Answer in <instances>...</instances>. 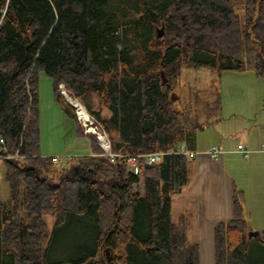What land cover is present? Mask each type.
<instances>
[{
	"label": "trees",
	"instance_id": "obj_1",
	"mask_svg": "<svg viewBox=\"0 0 264 264\" xmlns=\"http://www.w3.org/2000/svg\"><path fill=\"white\" fill-rule=\"evenodd\" d=\"M201 66L264 78V0H243L241 12L232 0H0V156H20L0 163L10 192L0 264H200V245L172 221L191 161L171 154L131 172L84 133L59 87L104 127L114 153L193 151L219 92L205 100L192 88L173 102L161 73L176 87L184 67ZM41 72L91 142L62 169L40 151ZM244 204L234 189V218L215 228L216 264H252L254 244L264 253V231L247 236Z\"/></svg>",
	"mask_w": 264,
	"mask_h": 264
},
{
	"label": "rangeland",
	"instance_id": "obj_2",
	"mask_svg": "<svg viewBox=\"0 0 264 264\" xmlns=\"http://www.w3.org/2000/svg\"><path fill=\"white\" fill-rule=\"evenodd\" d=\"M232 1L236 4L238 11L241 12L243 0ZM162 26L157 28V34ZM164 32V36L160 39L165 37L166 28ZM168 83L172 86V90H169L171 97L172 94H175L178 98L179 94L180 96L183 95L184 90L189 93L190 89L193 88L199 92V95L203 99L217 100V94L219 92L221 97L220 111L212 118V126L203 131H198L196 146H199V148L205 149L213 143L214 140L221 138L220 135H224L230 139L231 136L238 134L239 131L245 128L249 129L250 126H255V129L252 130V133L250 132L249 139L251 143H248L249 146H246L252 150L257 148L259 142L263 140L264 131L256 125L264 121V78H258L252 71L218 73L216 70L209 67L201 66L197 68L184 67L180 85L174 87L169 82V79ZM38 118L41 154L43 157H59L58 169L68 167L75 157L86 156L91 153L90 145H86L87 141L83 137L80 138L78 136L74 122L66 115L57 102L53 90V80L45 72H41L39 75ZM255 118L258 119L257 122L252 123L251 121ZM218 120L220 121L217 122ZM81 127L85 133V128L82 125ZM232 141L226 143V146L229 144L227 148H230V151L234 150L233 154H235L233 156L243 163V158L240 159L236 155V153H238L236 151L238 142L236 144L235 140L233 144ZM204 152L197 151L199 154ZM238 168L239 171L244 172L242 174L246 181L243 187H245L248 192L247 197H245V202L247 201L248 204L245 205L246 208L243 207L242 218L247 221V236L249 237L252 232L261 233L264 231V181H258L257 183L247 175V171L245 173V166V169L243 166H238ZM262 169H264V164H262ZM239 171L236 169V172ZM4 174L5 171L1 169L0 200L7 202L10 198V192ZM249 192H252L253 204L249 203ZM256 207H261V210L258 211ZM179 213H181V210H179L175 201L172 221L177 226L180 224L178 217ZM197 237L198 235L194 233L188 234V238L192 243H196ZM206 239H209V237H206ZM251 240L255 241L256 238H250V241ZM199 244L201 247V264H215V254L213 252V249H215L214 240L209 239L207 242ZM208 247H210L211 253L208 257L206 255L204 260L203 255ZM252 249V264H264V253L261 251V248L254 244Z\"/></svg>",
	"mask_w": 264,
	"mask_h": 264
},
{
	"label": "crops",
	"instance_id": "obj_3",
	"mask_svg": "<svg viewBox=\"0 0 264 264\" xmlns=\"http://www.w3.org/2000/svg\"><path fill=\"white\" fill-rule=\"evenodd\" d=\"M220 120H218L217 122H219ZM257 120L258 119L255 118L251 122L256 123ZM256 126L260 127V129L264 131V121L260 122V124ZM253 129H255V126H250L249 129L245 128L239 131L238 134L231 136L230 139H228L229 137L220 135L221 138L214 140L213 143H211L205 149H201L199 148V146H196L195 150H193L195 152L197 151L204 152L206 150L207 151L200 154L195 160L191 161L188 169L189 183L180 194L173 197L172 215L174 211V203L176 201L177 207L179 208V210H181V213H179L178 215L179 223H180L179 226L187 227L188 234L194 233L198 235L196 239V243L198 244L207 242L209 239H212L215 242L216 226L220 223H226L233 220L234 189L244 191V194L246 195L245 197H247L248 192L246 191L245 187H243L244 186L243 184H245L244 182L246 181L244 180L243 178L244 176L242 174L244 172L239 171L238 166H243V168L245 166V168L247 169L246 170L244 168L245 173L247 171V175L250 176L251 179H254L257 183L258 181H264V169H262V164H264V153L262 152V153L254 154L251 156L249 160H245L244 156L238 152V145L244 144L249 146L248 143H251L249 136H250V132L252 133ZM83 138L87 141L86 145L88 146L90 145L91 148V142L89 137L86 136ZM232 140L233 141L236 140V144L238 142L236 148V151L238 153H236V155L240 159L243 158L242 161L244 165L240 160H237L233 156L235 154V153L233 154L234 150L230 151V148H227L229 144H227L226 146V143ZM234 143L235 142H233V144ZM213 147H218L221 150L226 151L222 158L211 159L208 155H206L208 150H210ZM263 148H264V138L261 142H259V146L252 150H261ZM1 169H3V167L0 165V170ZM236 169L239 172H236ZM4 178H5V174H4ZM249 195H250L249 203L253 204L252 192L251 193L249 192ZM247 204L248 203L246 201L243 207L246 208L245 205ZM260 208L256 207L258 211L261 210ZM206 237H209V239H206ZM207 249L203 255L204 260L206 255L207 257L210 255ZM213 252L215 254V249H213ZM215 259H216V255H215ZM200 264H201V247H200ZM215 264H216V260H215Z\"/></svg>",
	"mask_w": 264,
	"mask_h": 264
},
{
	"label": "built area",
	"instance_id": "obj_4",
	"mask_svg": "<svg viewBox=\"0 0 264 264\" xmlns=\"http://www.w3.org/2000/svg\"><path fill=\"white\" fill-rule=\"evenodd\" d=\"M60 89H61V94L65 97L66 101L69 102L73 106L79 123H81V125L85 128V133L86 134H92L97 139V142H98L100 148L103 150V155L106 157H109L111 159H114L116 157L123 158L125 160L128 168H129V170L135 174L139 173L142 161H145V163L147 165H153V164L161 162L166 155H171V154L182 155V156H185L190 161H192V160H195L200 155L199 153H197L195 151L188 150L184 143H182L176 151L154 152V153L145 154V155L114 153L112 151V144L110 141L109 134L104 129V127L101 124H99L89 114H88L89 120H87L88 123L85 122L84 119H81L80 116L78 115L77 108L69 100L78 101V102H80V104H82V102L79 99L71 97L70 93L68 92V90L66 89V87L64 85H60ZM83 107L85 108L84 105H83ZM85 110H86V108H85ZM1 142H2V144L4 143L3 141H1ZM238 152L241 153L246 160H249L251 158V156L254 154L262 153V152L264 153V148L261 150H251L246 145L240 144V145H238ZM224 154H225V151L221 150L218 147H213L206 153V155H208L211 159L222 158ZM18 157H20L18 153H16L15 156H9V155L0 156V163L2 160H9V159L18 158ZM53 159L58 161L60 158L57 156H53Z\"/></svg>",
	"mask_w": 264,
	"mask_h": 264
},
{
	"label": "water",
	"instance_id": "obj_5",
	"mask_svg": "<svg viewBox=\"0 0 264 264\" xmlns=\"http://www.w3.org/2000/svg\"><path fill=\"white\" fill-rule=\"evenodd\" d=\"M164 25L162 26V28L160 29V31L158 30V34H157V39H160L164 36ZM161 77H162V86H166L167 90H172V86L168 83V79L166 78V75L164 72L161 73ZM178 98L175 94H172V101H176ZM261 237V234L260 232H252L250 233L249 235V238H260ZM106 255L109 259V251L106 250ZM110 260V259H109Z\"/></svg>",
	"mask_w": 264,
	"mask_h": 264
},
{
	"label": "bare ground",
	"instance_id": "obj_6",
	"mask_svg": "<svg viewBox=\"0 0 264 264\" xmlns=\"http://www.w3.org/2000/svg\"><path fill=\"white\" fill-rule=\"evenodd\" d=\"M76 108H77V110H78V115L80 116V118L81 119H84L85 120V122H87L88 123V121L87 120H89V118H88V113H87V111L85 110V108L83 107V105L82 104H80V102H78V101H74V100H69ZM92 130V129H91ZM208 253L210 254L211 253V251H210V247H208ZM210 251V252H209Z\"/></svg>",
	"mask_w": 264,
	"mask_h": 264
}]
</instances>
